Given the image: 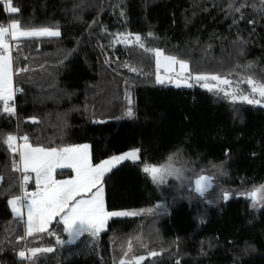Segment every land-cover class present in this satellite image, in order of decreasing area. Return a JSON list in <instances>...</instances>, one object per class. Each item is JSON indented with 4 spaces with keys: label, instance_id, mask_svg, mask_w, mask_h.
<instances>
[{
    "label": "trees",
    "instance_id": "trees-1",
    "mask_svg": "<svg viewBox=\"0 0 264 264\" xmlns=\"http://www.w3.org/2000/svg\"><path fill=\"white\" fill-rule=\"evenodd\" d=\"M233 2L239 12L229 8ZM13 4L22 27L58 26L62 35L18 41L14 83L23 94L15 115L0 105V135H27L33 147L88 144L93 165L139 148V159L114 167L103 188L107 210L141 214L112 218L104 232L84 234L75 243L68 242L58 218L47 232L21 240L23 221L8 203L20 194L13 167L18 154L0 143V264H27L19 256L26 246L54 249L38 252L30 264H120L135 256L145 257L141 264H264V243L256 233L264 196L254 207L246 195L251 188L264 194V105L233 102L194 81L189 88L157 84L154 53L133 45L108 47L112 33L139 34L146 47L187 61L189 75H220L252 94L244 81L264 82V0ZM6 7L0 3V25L11 17ZM129 107L132 118L124 115ZM169 158L176 168L187 165L183 181L157 182L143 171L146 165L168 164ZM70 171L57 176H71ZM201 174L213 178L218 194L193 190V179ZM223 192L230 193L227 201ZM57 236L64 243H57ZM151 252L157 255L151 258Z\"/></svg>",
    "mask_w": 264,
    "mask_h": 264
},
{
    "label": "snow or ice",
    "instance_id": "snow-or-ice-1",
    "mask_svg": "<svg viewBox=\"0 0 264 264\" xmlns=\"http://www.w3.org/2000/svg\"><path fill=\"white\" fill-rule=\"evenodd\" d=\"M0 3H6V11L9 13H17V7L12 6V0H0ZM243 5H241L242 7ZM229 8L234 12H239L240 8L235 7L234 2L229 4ZM123 15V12H121ZM237 21L233 19V23ZM105 31H107L105 29ZM61 35L58 26L50 27H34L21 26L19 21L14 20L10 25H0V105L2 111L9 115H15V106L12 103L18 92L22 89L13 87V61L12 45L10 40H18L20 37L38 38V37H59ZM113 40L108 47H114L116 44L137 46L145 52L154 53L155 56V82L157 84H172L176 87H193L200 84L201 87L208 91L222 92L225 97L230 98L233 102H244L247 104H261L264 100V82L249 77L246 81L250 84L251 93L259 96V99L250 94H245L242 89H233L226 91L219 85L229 86L232 81L227 78H221L220 75L197 74L195 76H184L181 74L189 72V64L183 59H178L174 55H165L159 48L146 47L145 41L139 34L131 32L112 33ZM152 36V33L148 34ZM19 57H16L18 59ZM106 63L111 62V58H106ZM179 65V72L176 66ZM124 67L129 68L131 72H138L136 67L127 64ZM163 69L164 75L160 74ZM18 71H28V69H18ZM176 73V77L169 75ZM209 81H216L218 84L209 85ZM203 82V83H201ZM128 103H132L131 96L127 97ZM125 116L132 118L134 112L132 108H128ZM33 122H36L33 118ZM102 123L103 121H98ZM23 141L17 144L18 137L16 135H7L4 138L0 135V143L7 145V148L14 153H18V161L14 162L13 167L16 172L21 173V189L22 195H16L8 201L12 207V211L23 221L24 235L21 240L31 237L36 233H45L48 231L50 224L56 219L57 224L64 225V231L69 235L70 243H75V238L84 234L98 236L104 230L109 218L136 216L140 212L113 211L109 212L105 209L103 180L106 173L110 172L115 166L123 161H136L139 159V148H134L122 155H113L109 159L93 165L90 145H76L66 147H33L29 143V137L23 135L19 137ZM71 169L74 170L75 176L70 179H56L57 170ZM145 173H149L152 179L157 182H164L168 177L183 181L185 179L183 170L176 168L169 158L168 164L157 166L146 165L143 168ZM34 174V175H32ZM63 174V173H61ZM33 181L36 191L28 192L27 185ZM212 177L198 175L195 177L193 190L200 196H205L212 187ZM261 189L248 192L246 195L253 202V206L257 203V193ZM90 194V195H89ZM223 198L227 201L230 193L224 192ZM159 207V206H158ZM26 208V218L22 209ZM55 235L54 232L49 233ZM57 243H64L60 238L56 237ZM131 250L129 245L128 251ZM53 248H31L19 252L21 258L26 257V252L30 253L27 258L31 259L38 252H52ZM127 255V252H125ZM151 256H156V252H151ZM145 259L144 256H135L131 260H121L120 264H141Z\"/></svg>",
    "mask_w": 264,
    "mask_h": 264
},
{
    "label": "rangeland",
    "instance_id": "rangeland-1",
    "mask_svg": "<svg viewBox=\"0 0 264 264\" xmlns=\"http://www.w3.org/2000/svg\"><path fill=\"white\" fill-rule=\"evenodd\" d=\"M6 4V3H5ZM9 23V22H8ZM10 23H12V21L10 22ZM9 25V24H8ZM166 55V54H165ZM154 62H155V56H154ZM187 62V61H186ZM189 64V63H188ZM176 70H177V72H179V65H177L176 66ZM189 72H190V65H189ZM189 72H187V73H183V74H181V77H184V76H189ZM160 74L161 75H164L165 73L163 72V69H161L160 70ZM169 75H171V76H173V78H175L176 77V73H170ZM190 83H193V81H189ZM201 83H203V82H201ZM209 83V85L211 86V85H216V84H218V82H215V83H213L212 81H210V82H208ZM237 83H232L231 85H229V86H224V85H219V87H223V88H225V90L226 91H232L233 89H242L244 92H245V94H250V93H248V91H246V88H244L241 84H237ZM247 84V83H246ZM168 85H172V86H175V84L174 83H172V84H168ZM250 88L252 87L250 84H247ZM13 87H14V79H13ZM176 87V86H175ZM178 88H189V87H184V86H181V87H178ZM250 91H251V89H250ZM215 93H218V92H216V91H214ZM219 93H222V92H219ZM251 96H255V98H257V99H259V96L258 95H256V94H250V97ZM261 104H263L264 105V100H262L261 101ZM18 154V153H17ZM18 157H19V154H18ZM183 161H187L185 158H183ZM208 163V162H207ZM208 164H210V163H208ZM208 164H206V166L208 165ZM210 165H212V164H210ZM187 167V165H185V166H182V170L184 171V172H186L184 169ZM190 167H194L192 164H190ZM195 168V167H194ZM190 169V168H189ZM33 175V174H32ZM252 190H254V189H252L251 188V191ZM211 191H213V193L212 194H218V191L215 189L214 190V187L212 188V190H210L209 192H211ZM209 192H207L205 195H207ZM224 193V192H223ZM209 194H211V193H209ZM211 196L212 195H210V199H211ZM263 196H264V194H263V192L262 191H260V192H258L257 193V202H260L261 201V199L263 198ZM120 211H128V212H140L141 213V211H139V210H120ZM118 212V211H117ZM123 217H125V216H123ZM112 218H117V217H112ZM112 218H110V219H112ZM264 219H262L261 220V222H260V226L259 227H257L256 228V233H257V237L259 238V240H260V242H263L264 243ZM107 227L108 226H105V228H104V230L103 231H101L100 233H102V232H104L106 229H107ZM99 233V234H100ZM81 237V236H80ZM79 237V238H80ZM77 239H75V241L76 240H78V237H76ZM45 248H47V247H45ZM181 261V260H180ZM176 262H179V260H177Z\"/></svg>",
    "mask_w": 264,
    "mask_h": 264
},
{
    "label": "built area",
    "instance_id": "built-area-1",
    "mask_svg": "<svg viewBox=\"0 0 264 264\" xmlns=\"http://www.w3.org/2000/svg\"><path fill=\"white\" fill-rule=\"evenodd\" d=\"M2 25H3V26H6L5 23H3ZM11 45H12V53H13V51H14V50L16 49V47H17V43H12ZM15 88H17V87H15ZM22 94H23L22 91H21V92H18V93L16 94V96H15L14 101H12V103H13L14 106H15V112L17 111V99H18V97L21 96ZM11 135H16V136L18 137V140L16 141L17 144H22V143H23V141L19 139L20 135H19L18 132H17V133H14V134H11ZM10 151H11V150H10ZM14 170H15V169H14ZM15 172H16V171H15ZM16 173H17L18 176L20 177V187H21V173H18V172H16ZM27 191H28V192L36 191L35 184L32 183L31 181H30V182L28 183V185H27ZM19 195H22V189H21V188H20V194H19ZM23 213H24V216H25V218H26V214H27V210H26V208H23ZM25 249H28V247L26 246ZM25 249H24V250H25ZM29 255H31V254L26 252V260H27V264H30V262H31V259H28V258H27Z\"/></svg>",
    "mask_w": 264,
    "mask_h": 264
},
{
    "label": "crops",
    "instance_id": "crops-1",
    "mask_svg": "<svg viewBox=\"0 0 264 264\" xmlns=\"http://www.w3.org/2000/svg\"><path fill=\"white\" fill-rule=\"evenodd\" d=\"M12 6H14V4H13V0H12ZM15 7V6H14ZM8 12V11H7ZM18 13V12H17ZM17 13H9L8 12V14H11V17L9 18V20H8V22H6L5 24H6V27L8 26V24L10 25L11 23V21L13 22L14 20H16V21H19L17 18H16V16H15V14H17ZM20 23V22H19ZM59 31H60V33H61V35H62V32H61V30L59 29ZM61 35L59 36V37H47V38H60L61 37ZM23 38H26V37H20L18 40H10L9 42H10V44H12V43H18V41L20 40V39H23ZM14 52V51H13ZM12 55H13V53H12ZM13 79H14V68H13ZM14 88H15V83H14ZM84 145V144H83ZM88 145V144H87ZM90 154H91V149H90ZM109 159V158H108ZM116 167V166H115ZM63 170H71V169H63ZM57 171H62V170H57ZM72 174H71V176H57V173H56V179H58V180H60V179H70V178H73L74 176H75V172H74V170H71L70 171ZM61 173H65V172H61ZM109 173V172H108ZM108 173H106V174H108ZM34 175V174H33ZM32 183H34L33 181H31ZM104 189V188H103ZM90 195V194H89ZM105 202V201H104ZM10 207H11V205H10ZM11 209H12V207H11ZM105 209H106V206H105ZM106 211H109V210H107L106 209ZM22 212H23V209H22ZM109 212H113V211H109ZM14 213V212H13ZM15 214V213H14ZM58 219H59V217H57ZM109 221H110V218H109V220L107 221V223H106V225L105 226H108V223H109ZM51 225V224H50ZM50 227V226H49ZM80 237V236H79ZM78 237V238H79ZM75 239H77V238H75Z\"/></svg>",
    "mask_w": 264,
    "mask_h": 264
},
{
    "label": "water",
    "instance_id": "water-1",
    "mask_svg": "<svg viewBox=\"0 0 264 264\" xmlns=\"http://www.w3.org/2000/svg\"><path fill=\"white\" fill-rule=\"evenodd\" d=\"M201 175H205V176H210L209 174H201ZM194 179H195V177H194ZM194 179H193V181H194ZM212 181H213V178H212ZM214 187V181H213V183H212V187L208 190V192L210 191V190H212V188ZM193 188H194V184H193ZM254 191V190H253ZM198 194V193H197ZM199 195V194H198ZM150 257L151 258H153L154 256H151L150 255ZM123 260H126V259H123ZM127 261V260H126Z\"/></svg>",
    "mask_w": 264,
    "mask_h": 264
},
{
    "label": "clouds",
    "instance_id": "clouds-1",
    "mask_svg": "<svg viewBox=\"0 0 264 264\" xmlns=\"http://www.w3.org/2000/svg\"><path fill=\"white\" fill-rule=\"evenodd\" d=\"M195 218V217H194Z\"/></svg>",
    "mask_w": 264,
    "mask_h": 264
}]
</instances>
